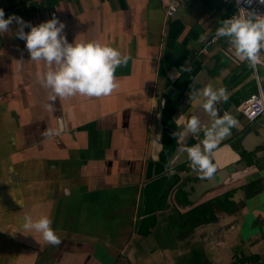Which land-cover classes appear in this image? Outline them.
I'll use <instances>...</instances> for the list:
<instances>
[{
    "label": "crops",
    "instance_id": "crops-1",
    "mask_svg": "<svg viewBox=\"0 0 264 264\" xmlns=\"http://www.w3.org/2000/svg\"><path fill=\"white\" fill-rule=\"evenodd\" d=\"M166 2L0 0L5 19L56 17L69 43L130 57L110 95L50 99L52 66L30 60L15 21L0 33V264H264V120L237 112L264 69L227 38L199 53L233 5L184 0L167 19ZM208 87L226 90L213 107L235 121L211 177L187 153L219 119L203 107ZM25 217L50 218L59 245Z\"/></svg>",
    "mask_w": 264,
    "mask_h": 264
},
{
    "label": "clouds",
    "instance_id": "clouds-1",
    "mask_svg": "<svg viewBox=\"0 0 264 264\" xmlns=\"http://www.w3.org/2000/svg\"><path fill=\"white\" fill-rule=\"evenodd\" d=\"M251 2L252 0H244L249 5ZM259 2L264 4V0ZM13 21L19 26L16 36L25 41L30 60L43 61L52 66L41 81L42 86L51 90L50 99L76 94L88 97L108 96L119 86L116 82V69L127 65L130 57H122L116 49L96 42L77 43L75 40L69 43L63 35L65 25L56 17L33 26L20 17L10 16L5 19L4 12L0 9V33L7 32ZM25 28L30 31L25 32ZM215 38H227L234 56L240 61H247L252 68L264 62V16L240 8L238 15L222 22V26L216 30ZM204 39V36L200 37L201 41ZM204 95L208 99L203 107L215 118L213 103L220 99L227 100V92L223 88L214 91L208 87ZM215 124L216 128L206 133L203 150L200 145L187 149L193 169H198L208 177L216 171L209 154L216 147L217 139L226 134L235 121L225 115L216 120ZM198 126L199 121L192 118L187 124V131L196 132ZM51 225L52 220L48 217L36 221L25 217L23 227L41 233L47 244L59 245L60 239Z\"/></svg>",
    "mask_w": 264,
    "mask_h": 264
},
{
    "label": "built area",
    "instance_id": "built-area-1",
    "mask_svg": "<svg viewBox=\"0 0 264 264\" xmlns=\"http://www.w3.org/2000/svg\"><path fill=\"white\" fill-rule=\"evenodd\" d=\"M184 0H167L165 8V18L169 19L175 15L179 5ZM225 3L233 5L235 10L232 16L238 15L240 8H245L250 12H255L257 15L264 16V4H261L259 0H252L251 4L244 3V0H224ZM230 17V18H231ZM215 33L211 34L210 37L204 42L199 53L200 55L207 56L210 49L220 39L215 38ZM258 68L264 69V62L258 64L254 71L258 74ZM237 112L240 113L247 121L254 122L258 119L264 120V87L258 82V88L255 93H252L245 101H243L238 107ZM229 114L225 111L224 116Z\"/></svg>",
    "mask_w": 264,
    "mask_h": 264
},
{
    "label": "water",
    "instance_id": "water-1",
    "mask_svg": "<svg viewBox=\"0 0 264 264\" xmlns=\"http://www.w3.org/2000/svg\"><path fill=\"white\" fill-rule=\"evenodd\" d=\"M213 110L215 111L216 113V116L219 118V119H222L224 116L221 112V110L219 109V106L216 105L215 107H213Z\"/></svg>",
    "mask_w": 264,
    "mask_h": 264
}]
</instances>
